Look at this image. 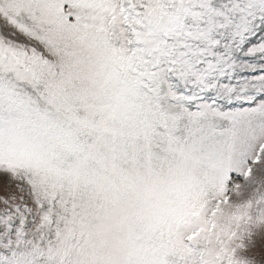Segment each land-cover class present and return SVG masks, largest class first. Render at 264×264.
I'll return each instance as SVG.
<instances>
[{"label": "snow or ice", "instance_id": "snow-or-ice-1", "mask_svg": "<svg viewBox=\"0 0 264 264\" xmlns=\"http://www.w3.org/2000/svg\"><path fill=\"white\" fill-rule=\"evenodd\" d=\"M0 264H264V0H0Z\"/></svg>", "mask_w": 264, "mask_h": 264}]
</instances>
